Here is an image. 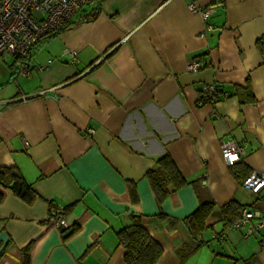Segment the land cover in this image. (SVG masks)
Here are the masks:
<instances>
[{
  "label": "crops",
  "instance_id": "1",
  "mask_svg": "<svg viewBox=\"0 0 264 264\" xmlns=\"http://www.w3.org/2000/svg\"><path fill=\"white\" fill-rule=\"evenodd\" d=\"M196 1L216 7L208 35L188 0H102L95 19L78 13L35 46L30 77L0 55V166L18 167L36 192L2 190L0 264H126L117 232L133 215L163 249L156 264H247L239 246L251 237L232 224L242 207L264 216V191L243 187L264 171V0ZM199 55L205 67L190 72ZM210 82L249 85L256 100L199 106ZM227 142L247 151L233 165ZM166 154L188 183L168 184L161 200L147 173ZM209 202L194 235L186 220ZM54 206L69 229L45 223Z\"/></svg>",
  "mask_w": 264,
  "mask_h": 264
},
{
  "label": "built area",
  "instance_id": "2",
  "mask_svg": "<svg viewBox=\"0 0 264 264\" xmlns=\"http://www.w3.org/2000/svg\"><path fill=\"white\" fill-rule=\"evenodd\" d=\"M87 0H0V55L11 54L17 58L16 75L28 78L34 71L30 55L34 45L77 15ZM189 7L198 12L205 21L204 35L216 30L210 19L216 7L201 6L196 0H188ZM72 59L77 56L76 50H66ZM206 65L204 56L199 55L188 64L190 72L197 73ZM216 82L206 84L199 95L198 105L216 104L222 98ZM89 130L88 134H93ZM222 154L229 165L247 154L245 148L233 143L223 144ZM243 187L248 191L259 194L264 191V171L254 170L246 177ZM45 223L50 226L67 230L71 227L61 206L51 208ZM264 226V216L256 210L242 207L238 219L232 224L235 230H244V236L249 237ZM264 243V240H262Z\"/></svg>",
  "mask_w": 264,
  "mask_h": 264
},
{
  "label": "trees",
  "instance_id": "3",
  "mask_svg": "<svg viewBox=\"0 0 264 264\" xmlns=\"http://www.w3.org/2000/svg\"><path fill=\"white\" fill-rule=\"evenodd\" d=\"M101 3L102 0H87L79 12L80 14L82 13L80 20L89 21L95 19L100 13ZM72 23L73 22L70 21L55 32L41 38L34 45L33 50L42 40L55 37L62 31L68 29ZM260 46H262V43H260ZM33 50L30 55V60L34 53ZM243 92H245L244 95L247 96V100H250L251 102L256 100L251 93L249 85L246 88L235 85L231 91H224L222 88L219 89L222 98L235 94L240 96L242 103L246 101L241 97ZM147 176L153 189L161 200H163L168 194V184L173 183L177 188H181L188 183L176 167L174 160L168 154L157 160L155 167L147 173ZM3 189L11 190L14 194L26 201H32L36 197V192L31 184L26 181L21 170L16 166H0V202L4 197ZM233 205H235L233 211H237L239 206L233 203L225 205L224 209H232ZM213 207L214 202L202 203L199 209L186 220L188 229L192 234L195 235L196 232H199L204 228L206 218L212 213ZM132 219L133 223L131 225L126 226L117 232L118 240L124 246L126 251V264H156L163 253L162 247L144 228L141 222V216L133 215ZM237 219L238 218L235 220ZM25 252L27 261L29 259L28 249H26Z\"/></svg>",
  "mask_w": 264,
  "mask_h": 264
},
{
  "label": "rangeland",
  "instance_id": "4",
  "mask_svg": "<svg viewBox=\"0 0 264 264\" xmlns=\"http://www.w3.org/2000/svg\"><path fill=\"white\" fill-rule=\"evenodd\" d=\"M249 239V242L241 243L239 247H243L240 253L246 260L247 264H264V226L256 230ZM242 264V263H241Z\"/></svg>",
  "mask_w": 264,
  "mask_h": 264
},
{
  "label": "water",
  "instance_id": "5",
  "mask_svg": "<svg viewBox=\"0 0 264 264\" xmlns=\"http://www.w3.org/2000/svg\"><path fill=\"white\" fill-rule=\"evenodd\" d=\"M8 241H9L8 234L6 233V231H2L0 233V255L2 254L6 245L8 244Z\"/></svg>",
  "mask_w": 264,
  "mask_h": 264
}]
</instances>
